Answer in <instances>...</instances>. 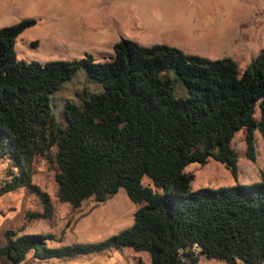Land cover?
Listing matches in <instances>:
<instances>
[{"label": "trees", "instance_id": "1", "mask_svg": "<svg viewBox=\"0 0 264 264\" xmlns=\"http://www.w3.org/2000/svg\"><path fill=\"white\" fill-rule=\"evenodd\" d=\"M36 24L26 19L0 30V161L15 159L20 173L0 196L27 189L42 203L41 212L26 213L19 231L6 232L0 256L22 264L30 253L48 260L119 249L138 264H198L202 258L264 264V171L250 186L197 191L191 188L195 175L186 173L213 159L238 180L241 156L232 144L242 130L246 157L257 162L264 50L244 72L230 58L214 61L127 39L104 63L91 54L66 62L20 61L17 39ZM80 70L101 92L85 89L80 103L67 102L58 120L50 100ZM178 82L189 97H177ZM39 159L55 170L61 203L79 210L125 190L139 206L134 224L101 243L62 249L48 247L52 235L20 234L34 221L55 218L51 197L33 181Z\"/></svg>", "mask_w": 264, "mask_h": 264}, {"label": "rangeland", "instance_id": "2", "mask_svg": "<svg viewBox=\"0 0 264 264\" xmlns=\"http://www.w3.org/2000/svg\"><path fill=\"white\" fill-rule=\"evenodd\" d=\"M26 19L37 22L16 42L18 59L27 63L74 61L87 54L104 63L114 55L115 45L127 39L143 47L166 45L214 61L230 58L244 72L264 50V0H0V30ZM171 78L176 76L172 74ZM87 80V72L80 70L52 96L50 105L58 120L63 118L67 102L80 103L79 94L85 89L91 94L101 92ZM176 95L190 96L180 82L176 83ZM256 117L260 118L259 109ZM245 135V130L238 132L232 144L241 156L238 180L211 159L205 166L192 164L186 169V173L195 175L193 191L250 186L261 181L264 135L256 133V163L246 157ZM19 175L15 159L0 161V191ZM33 181L51 197L55 218L52 223L34 221L20 234L52 235L50 249L101 243L134 224L139 206L129 200L125 190L104 203L91 199L74 210L58 200L55 170L45 160L35 164ZM143 184L153 186L148 178ZM41 211V200L27 189L1 195L0 247L6 243V232L20 230L27 212ZM128 251L110 249L48 260H37L30 253L22 264H138L128 257ZM0 264L9 262L0 256ZM202 264L225 263L203 258Z\"/></svg>", "mask_w": 264, "mask_h": 264}, {"label": "crops", "instance_id": "3", "mask_svg": "<svg viewBox=\"0 0 264 264\" xmlns=\"http://www.w3.org/2000/svg\"><path fill=\"white\" fill-rule=\"evenodd\" d=\"M203 258L201 259V261L198 264H202Z\"/></svg>", "mask_w": 264, "mask_h": 264}]
</instances>
